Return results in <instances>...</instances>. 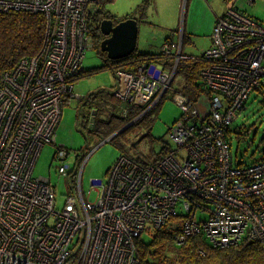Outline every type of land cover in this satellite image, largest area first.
I'll return each mask as SVG.
<instances>
[{
  "label": "built area",
  "instance_id": "2783aa9c",
  "mask_svg": "<svg viewBox=\"0 0 264 264\" xmlns=\"http://www.w3.org/2000/svg\"><path fill=\"white\" fill-rule=\"evenodd\" d=\"M105 1L0 0V14L24 11L46 21L42 50L0 82V264H140L136 241L148 223L158 231L178 216L179 203L187 215L178 244L197 236L217 250L245 238L264 244V156L234 165L229 142L238 112L264 86V22L235 8L216 19L200 59L207 103L176 96L189 111L169 130L175 149L148 165L118 157L105 179L90 181L88 194L97 198L88 202L85 163H66L69 152L60 147L57 173L75 187L62 210L49 178L33 177L41 148L56 143L65 98H76L73 82L92 47L89 12ZM181 45L168 40L156 60L133 72L118 68L115 97L150 109L171 89ZM173 58L166 68L162 60ZM198 208L207 220L194 216Z\"/></svg>",
  "mask_w": 264,
  "mask_h": 264
},
{
  "label": "rangeland",
  "instance_id": "374dc122",
  "mask_svg": "<svg viewBox=\"0 0 264 264\" xmlns=\"http://www.w3.org/2000/svg\"><path fill=\"white\" fill-rule=\"evenodd\" d=\"M155 1L158 3V6H162L161 10L163 11L159 12L156 6H150L147 9L149 21L141 24L138 34V46H136L140 52L149 43L155 47L161 46L167 34L168 36L173 33L176 34L181 29L180 26L177 29V24L179 22V15H181L182 5L178 9L175 6V0ZM141 2V0H107L103 5V10L115 20H120L129 13H135L136 9L140 7L138 5H141ZM229 5L253 16L260 22H264V0H256L254 3L250 2V0H230L228 2L226 0H191V6L187 8L186 20H184L185 33L189 35L190 41L183 45V53L191 57L194 62L201 63L200 56L211 46L210 34L206 35V32L211 33L213 31L214 24L211 20L214 16L212 9L215 11L224 9L225 7L227 9ZM174 6L178 9L177 16L174 13L176 12ZM174 29L175 31L171 33V30ZM83 62V68L88 73L73 82L76 98H71L63 106V115L60 123H58L55 135L56 143L45 144L41 148L32 172L34 178H49L50 185L56 191L55 197L57 209L59 210H62L61 208L65 205L67 196H71L75 192V187H71L69 179L57 173V167L60 164L59 161H56L59 147L69 152L66 163L73 166L79 160V169L85 163L82 170L81 184L83 196H85L88 202H94L97 198L96 192L88 194L91 190L90 181L93 179H105L108 169L112 167L117 157L121 155V151L110 141L113 135L104 138V136L92 134L83 127H79L78 115L83 114V111L77 108V98L86 97L90 93L99 90L113 92L117 89V84H119V78L114 73V70L105 68L100 71L104 61H102L95 49L90 48L87 50ZM127 66L130 67V63ZM95 69L98 70L94 72ZM184 81L185 75L181 71L177 72L171 89L163 94V97L155 105L143 111L135 120L131 121H136L149 112L148 117L141 119V121L139 120L138 124L133 128L125 130L131 124L123 127L121 130L125 131L120 132L121 134L118 133L116 142L124 144L126 148L134 147L132 150L133 154H140V157L146 163H152L158 155L160 158L163 157L161 151L166 145L175 149L176 146L170 139L169 130L176 121L189 111V106L181 105L175 99L179 95L178 91L183 94ZM200 100L207 103L208 97L200 95ZM246 104V108L238 112L230 128V153L232 154L234 165H251V163L263 157L264 89L260 88V90L253 92ZM80 116L82 117L83 115ZM240 127L244 134L237 136L236 133ZM205 206L208 209H212V206L209 204ZM176 209L181 219L185 217L184 215H187L182 204H177ZM208 214V212H203L198 208L194 216L204 221L208 219ZM147 228L140 237V240L145 242V244H149L154 235V228L151 223L147 224ZM206 243L210 245L208 241Z\"/></svg>",
  "mask_w": 264,
  "mask_h": 264
},
{
  "label": "trees",
  "instance_id": "16d2710c",
  "mask_svg": "<svg viewBox=\"0 0 264 264\" xmlns=\"http://www.w3.org/2000/svg\"><path fill=\"white\" fill-rule=\"evenodd\" d=\"M104 3L99 5L98 9L96 8L89 12L90 14L88 16L91 29L90 37L92 39L91 48L95 49L102 61H104L100 71L105 68H111L115 73L118 68L124 70L135 69L141 65V61H143V63L150 62L152 58L156 60V58L162 55L161 51L156 54L141 53L137 55L134 54L125 60L110 61L107 54L100 49L101 43L105 38L101 33L100 23L104 19L113 20L115 23L117 20L104 12ZM139 8L141 9L144 7L141 4ZM45 26V16L41 14H32L24 11L0 14V82L5 72L12 71L21 60L36 56L39 51L42 50L44 44L43 38H45L46 33ZM186 40L187 36L184 33V45ZM180 58L176 69V75L177 72L180 71L185 75L183 88L184 96L194 102L198 101L200 95L210 97L211 91L209 87L201 81L202 77L200 78L202 68H204L205 65L202 62H194L191 57H188L184 53ZM127 63H131L130 66L133 68L126 67ZM97 70L98 69H95L94 72ZM87 73L88 72L83 68L77 79ZM118 87L119 85L117 89ZM115 94L116 91L108 92L99 90L90 93L86 97L77 98V108L83 111V114L78 113L79 127H83L92 134L104 136V138L110 137L116 132H119L126 125H130L129 123L133 122L131 120H135V118L143 112V109L136 105L120 99L118 100ZM70 100V97L65 98V103H68ZM125 114L127 115L125 116ZM148 114L149 112L131 123L125 130L136 126L139 120L141 121V119L148 117ZM80 115L83 116L81 117ZM92 118H94L93 121H91ZM119 134L117 133L110 141L121 151L120 156H126L143 165L152 164L162 158L158 155L152 163L144 162L140 154H133L132 150L134 147L126 148L124 144L116 142ZM236 134L237 136H242L244 134L241 127ZM170 148L171 147L166 145L163 147L161 154L165 155ZM109 172L108 169V173ZM180 219V216H173L165 227L158 231H154L152 241H150L149 244H145V242L141 240L136 241L140 252V264H264V244L249 240L248 238H245L237 246L218 250L212 247L209 242L210 245H208L206 243L207 240L205 241L203 236L188 238L183 244H178L174 240L180 232V227L182 226L184 218Z\"/></svg>",
  "mask_w": 264,
  "mask_h": 264
},
{
  "label": "crops",
  "instance_id": "0c3cea01",
  "mask_svg": "<svg viewBox=\"0 0 264 264\" xmlns=\"http://www.w3.org/2000/svg\"><path fill=\"white\" fill-rule=\"evenodd\" d=\"M142 2H141V4L143 5V7L145 8H138V9H136V12L135 13H129V14H127V15H125L123 18H121L120 20H118V22L120 23L121 21H123V20H126V19H128V18H133V19H136L138 22V34H139V32H140V29H141V24H145L147 21H149L148 20V10L147 9H149L150 8V6H156L157 7V10H159V12H161V11H163V10H161V8H162V6L160 5V6H158V3L155 1V0H141ZM205 1V0H204ZM227 2L228 1H230V0H226ZM232 1V0H231ZM182 2H183V4H182ZM232 4H234V3H232ZM182 5V10H181V15H179V22H178V24H177V29H178V26H180V32H176V34H171V35H169L168 36V34L166 35V39L164 40V42H166V41H168V40H174V41H176V40H179L180 39V34L182 33V31H184V33L186 32V30H185V21L184 20H186V15H187V11H188V9L187 8H189L190 6H191V0H175V6H177V8L179 9L180 8V6ZM138 6H140V5H138ZM175 6H174V8H175ZM228 8L226 9V7L224 8V9H221V10H214V9H212L213 10V16H214V18L211 20L212 21V23L214 24V26H213V30H214V27H215V23H216V19H218V18H220V17H222L223 15H225V13H226V11L229 9V8H232L233 6L232 5H229V6H227ZM177 8H175V10H176V12H174L175 13V15L177 16V12H178V9ZM165 9V8H164ZM185 12V13H184ZM124 18H126V19H124ZM115 23V22H114ZM116 25V24H115ZM174 26H176V25H174ZM176 29V30H177ZM175 31V29L174 30H171V33L172 32H174ZM178 31V30H177ZM210 34V41H211V43H212V31H211V33L210 32H206V35L207 34ZM137 34V35H138ZM186 34V36H187V40H186V43L188 42V41H190V37H189V35L187 34V33H185ZM205 35V36H206ZM138 37H139V35H138ZM105 39V38H104ZM164 42L161 44V45H163L164 44ZM185 43V44H186ZM148 46H146L143 50H142V52H140V51H138V49H137V47H135L136 48V50H135V52L133 53V55L134 54H141V53H150V54H156V53H159L160 52V49H161V47L162 46H158V47H155V46H153L152 44H147ZM184 43L182 42V48H181V56H182V54H183V49H184ZM136 46H138V38H137V45ZM211 47V46H210ZM156 50V51H155ZM132 56V55H131ZM131 56H129V57H131ZM128 57V58H129ZM125 59H127V58H125ZM119 60H121V59H119ZM119 60H117V61H119ZM173 60H174V58L173 59H169V60H167V59H163L162 61L164 62V64H165V66H166V68H174V65H173ZM161 61V62H162ZM162 62V63H163ZM143 63V61H141V64ZM145 63V62H144ZM143 63V64H144ZM128 64V63H127ZM131 64V63H130ZM140 65V64H139ZM130 67H132V66H130ZM133 68V67H132ZM137 68V67H136ZM136 68L134 69H127V72H133V71H135L136 70ZM175 78H176V73H175V76H174V79H173V82H174V80H175ZM172 83V82H171ZM172 85H173V83H172ZM115 91H117V90H115ZM178 96H184V94H182L181 92H178ZM118 100H119V98H117ZM176 99V98H175ZM177 101V100H176ZM197 103H198V105L200 106V104H202V102H201V100L200 99H198V101H196ZM137 106V105H136ZM139 108H141V109H143V111H145V109L143 108V106H139ZM134 122V121H133ZM133 122H130L129 124H131V123H133ZM116 162V161H115ZM114 164V163H113ZM113 166V165H112Z\"/></svg>",
  "mask_w": 264,
  "mask_h": 264
},
{
  "label": "water",
  "instance_id": "95a60500",
  "mask_svg": "<svg viewBox=\"0 0 264 264\" xmlns=\"http://www.w3.org/2000/svg\"><path fill=\"white\" fill-rule=\"evenodd\" d=\"M138 21L133 18L113 24V20L104 19L100 23V30L105 39L101 43L100 49L107 54L110 61L128 58L136 50L138 38ZM94 118L91 119L93 121ZM116 132L113 137L117 135ZM112 137V138H113ZM111 138V139H112Z\"/></svg>",
  "mask_w": 264,
  "mask_h": 264
},
{
  "label": "bare ground",
  "instance_id": "6f19581e",
  "mask_svg": "<svg viewBox=\"0 0 264 264\" xmlns=\"http://www.w3.org/2000/svg\"><path fill=\"white\" fill-rule=\"evenodd\" d=\"M232 8H234V7H232ZM235 9H236V8H235ZM237 10H239V9H237ZM239 11H241V10H239ZM226 12H227V11H226ZM241 12H243V11H241ZM243 13H244V12H243ZM245 14H246V13H244V15H245ZM246 15H248V14H246ZM248 16H250V15H248ZM250 17L254 18L253 16H250ZM254 19H256V18H254ZM256 20H257V19H256ZM258 21H259V20H258ZM183 37H184V31H182V33L180 34V38H181L182 42H183ZM164 43H165V42H164ZM160 51H161V49H160ZM205 52H206V51H205ZM205 52H204V53H205ZM204 53H203V54H204ZM203 54H202V55H203ZM180 57H181V56H180ZM180 57H179V58H180ZM200 57H201V56H200ZM180 59H181V58H180ZM174 61H175V60H173V64H174ZM198 99H200V97H199ZM191 101L194 102L193 100H191ZM201 102H202V104H204L203 101H201ZM195 103H197V102H195Z\"/></svg>",
  "mask_w": 264,
  "mask_h": 264
},
{
  "label": "flooded vegetation",
  "instance_id": "af4514ba",
  "mask_svg": "<svg viewBox=\"0 0 264 264\" xmlns=\"http://www.w3.org/2000/svg\"><path fill=\"white\" fill-rule=\"evenodd\" d=\"M113 22H114V21H113ZM117 23H119L118 20L116 21V23H113V24H117Z\"/></svg>",
  "mask_w": 264,
  "mask_h": 264
}]
</instances>
